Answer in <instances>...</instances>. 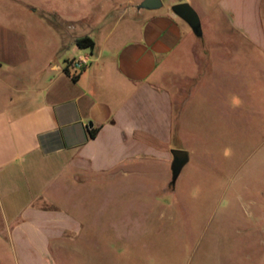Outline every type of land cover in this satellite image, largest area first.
Listing matches in <instances>:
<instances>
[{
    "label": "crops",
    "instance_id": "crops-1",
    "mask_svg": "<svg viewBox=\"0 0 264 264\" xmlns=\"http://www.w3.org/2000/svg\"><path fill=\"white\" fill-rule=\"evenodd\" d=\"M140 1L25 0L42 20L44 47L0 20V264H55L52 244L76 241L83 224L45 194L51 182L101 192L165 169L169 181L183 82L198 66L208 74L210 61L228 53L192 59L195 35L170 5L197 0H160L155 9ZM216 7L237 37L264 44V0H217ZM82 35L91 48L74 44ZM78 56L87 64L65 71Z\"/></svg>",
    "mask_w": 264,
    "mask_h": 264
},
{
    "label": "rangeland",
    "instance_id": "rangeland-1",
    "mask_svg": "<svg viewBox=\"0 0 264 264\" xmlns=\"http://www.w3.org/2000/svg\"><path fill=\"white\" fill-rule=\"evenodd\" d=\"M216 1L191 5L201 28L188 40L192 59L228 54L208 74L196 67L175 100L171 148L187 162L168 182L165 169L101 192L49 183L45 194L83 224L72 244H52L55 264H264V44L237 37ZM24 2L3 0L0 20L44 47L42 20Z\"/></svg>",
    "mask_w": 264,
    "mask_h": 264
},
{
    "label": "water",
    "instance_id": "water-1",
    "mask_svg": "<svg viewBox=\"0 0 264 264\" xmlns=\"http://www.w3.org/2000/svg\"><path fill=\"white\" fill-rule=\"evenodd\" d=\"M160 5V0H141L138 6L145 9H155L158 8ZM170 10L189 26L195 36L201 35V28L198 15L195 10L191 7V5H189V3L185 1L173 3L170 5ZM87 125L91 126V123L88 122ZM170 154L171 181H174L181 167L187 162L188 154L185 150L177 148H171Z\"/></svg>",
    "mask_w": 264,
    "mask_h": 264
},
{
    "label": "trees",
    "instance_id": "trees-1",
    "mask_svg": "<svg viewBox=\"0 0 264 264\" xmlns=\"http://www.w3.org/2000/svg\"><path fill=\"white\" fill-rule=\"evenodd\" d=\"M74 44L79 48H91L93 46L92 39L87 35H82L79 37L74 38ZM65 71H67V68H64ZM75 76L72 75V78ZM94 135V130L89 131V136Z\"/></svg>",
    "mask_w": 264,
    "mask_h": 264
},
{
    "label": "built area",
    "instance_id": "built-area-1",
    "mask_svg": "<svg viewBox=\"0 0 264 264\" xmlns=\"http://www.w3.org/2000/svg\"><path fill=\"white\" fill-rule=\"evenodd\" d=\"M87 64V57L86 56H78V57H72L68 60L66 64V68L68 67L74 71L80 70L83 66Z\"/></svg>",
    "mask_w": 264,
    "mask_h": 264
}]
</instances>
